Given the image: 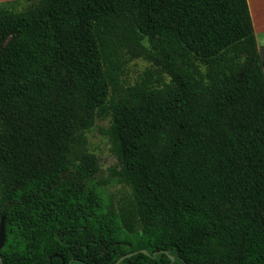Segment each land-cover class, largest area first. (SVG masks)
<instances>
[{
    "label": "trees",
    "instance_id": "trees-1",
    "mask_svg": "<svg viewBox=\"0 0 264 264\" xmlns=\"http://www.w3.org/2000/svg\"><path fill=\"white\" fill-rule=\"evenodd\" d=\"M141 57L151 67L128 83ZM107 117L132 191L119 207L86 145ZM3 217L0 264L134 251L119 264H264V59L248 0L0 3Z\"/></svg>",
    "mask_w": 264,
    "mask_h": 264
},
{
    "label": "rangeland",
    "instance_id": "rangeland-1",
    "mask_svg": "<svg viewBox=\"0 0 264 264\" xmlns=\"http://www.w3.org/2000/svg\"><path fill=\"white\" fill-rule=\"evenodd\" d=\"M263 47L264 44L260 43L259 49ZM148 67H151V63L147 59H134L127 68L124 80L128 83L136 82ZM110 123L111 117L98 118L95 125L85 131V136L88 150L94 153L100 162V171L95 179L102 184L105 196L119 207L132 199V191L128 185L118 182L113 172L119 161L113 152L110 138L102 132Z\"/></svg>",
    "mask_w": 264,
    "mask_h": 264
},
{
    "label": "crops",
    "instance_id": "crops-1",
    "mask_svg": "<svg viewBox=\"0 0 264 264\" xmlns=\"http://www.w3.org/2000/svg\"><path fill=\"white\" fill-rule=\"evenodd\" d=\"M12 0H0V3ZM258 45L264 44V0H248Z\"/></svg>",
    "mask_w": 264,
    "mask_h": 264
},
{
    "label": "water",
    "instance_id": "water-1",
    "mask_svg": "<svg viewBox=\"0 0 264 264\" xmlns=\"http://www.w3.org/2000/svg\"><path fill=\"white\" fill-rule=\"evenodd\" d=\"M260 54L262 59H264V47L259 49ZM5 239H6V227H5V217L2 218V222H1V227H0V249L3 247L4 243H5ZM140 251H142L145 254H150L149 251L147 249H141ZM165 252H168V250H164ZM139 251H134V252H129L126 253L124 255H122L115 264H119L122 260H124L127 257H130L134 254H136ZM160 251H156L155 254L159 253ZM170 258L172 261L175 260V256L174 255H170Z\"/></svg>",
    "mask_w": 264,
    "mask_h": 264
}]
</instances>
